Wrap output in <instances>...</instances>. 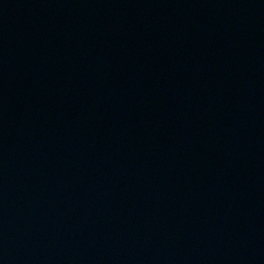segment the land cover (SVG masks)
Instances as JSON below:
<instances>
[{"label": "water", "instance_id": "water-1", "mask_svg": "<svg viewBox=\"0 0 264 264\" xmlns=\"http://www.w3.org/2000/svg\"><path fill=\"white\" fill-rule=\"evenodd\" d=\"M0 264H264V0H0Z\"/></svg>", "mask_w": 264, "mask_h": 264}]
</instances>
